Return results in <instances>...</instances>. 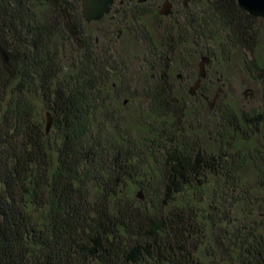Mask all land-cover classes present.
Returning <instances> with one entry per match:
<instances>
[{"label":"trees","instance_id":"16d2710c","mask_svg":"<svg viewBox=\"0 0 264 264\" xmlns=\"http://www.w3.org/2000/svg\"><path fill=\"white\" fill-rule=\"evenodd\" d=\"M171 1L166 23L150 0L103 18L132 29L152 14L161 33L135 118L121 112L123 55L86 36L81 0H0L1 264H264V104L221 99L205 140L192 100H207L208 72L195 94L170 75L177 59L194 69L198 44L210 63L215 43L238 48L264 102V30L237 0Z\"/></svg>","mask_w":264,"mask_h":264},{"label":"rangeland","instance_id":"374dc122","mask_svg":"<svg viewBox=\"0 0 264 264\" xmlns=\"http://www.w3.org/2000/svg\"><path fill=\"white\" fill-rule=\"evenodd\" d=\"M150 7L155 13L163 8L166 0H150ZM150 8V9H151ZM161 19V18H160ZM104 20V21H103ZM102 22H92L85 27V33H90L101 44L109 42L112 48H115L123 55V60L127 67V72L119 82V87L123 92L121 102L129 100L126 103V110L121 111L124 115L130 117H138L139 112L147 110L148 99L145 97V88L150 83V79L156 77L152 64L148 61L151 57L148 52V43L155 45L158 48V42L161 38V33L157 30V21L154 20L152 14L141 20L139 27L133 24L132 29L129 26L121 29H109L108 22L103 19ZM163 23L167 20L161 19ZM98 22V21H97ZM257 28L264 30V20L259 18L256 20ZM122 33L118 35V31ZM138 36V37H137ZM261 44L264 43V37L261 39ZM211 50L214 52V59L208 65V78L205 81V91L208 95L207 100L195 98L192 100V105L198 108L200 121L206 127L203 129V137L209 139V133H215L217 122V114L213 108L221 99L222 102L229 103L236 108L237 111L249 112L253 109L257 110L263 106V89L261 84L252 79L245 67L244 50L235 48L231 50L228 57H224L222 46L218 43L212 45ZM197 49H202L201 45H196ZM206 49H203L205 51ZM182 55L179 54V57ZM200 56L194 59V69L184 68L182 65L177 66L179 59L175 60L171 65H174L171 72V79L176 83L177 89H189L194 85L199 72ZM192 66V67H193ZM156 71H158L156 69ZM176 90V92L178 91ZM218 94L215 104L212 106L214 96ZM117 111V110H116ZM47 113V112H46ZM186 125L192 123V119L188 118ZM199 123V122H198ZM247 174L251 175L250 171ZM250 183H254V179H249ZM249 183V182H248Z\"/></svg>","mask_w":264,"mask_h":264},{"label":"water","instance_id":"95a60500","mask_svg":"<svg viewBox=\"0 0 264 264\" xmlns=\"http://www.w3.org/2000/svg\"><path fill=\"white\" fill-rule=\"evenodd\" d=\"M239 6L248 12L253 17L257 18H264V0H237ZM115 0H81V9L82 15L84 19L90 22H97L100 21L105 15L111 12L112 6L114 5ZM171 2L166 0L163 8L161 10V14L167 15L171 9ZM61 13L64 20V27L71 35L73 40L77 42L79 46H83V41L79 36L78 27L75 25L74 21L72 20L71 13L66 6L61 8ZM2 58L3 61L8 69V71L14 75V68L9 62L8 55L2 51ZM210 63L209 56H202L199 61V72L198 78L195 81L194 85L190 88L191 94H195L200 87V84L203 79L207 76V65ZM218 98V94H216L213 98L212 106L215 104ZM52 125V115L48 112L47 113V132H49ZM141 196V194H140ZM0 238H1V227H0ZM0 264H1V248H0Z\"/></svg>","mask_w":264,"mask_h":264},{"label":"flooded vegetation","instance_id":"af4514ba","mask_svg":"<svg viewBox=\"0 0 264 264\" xmlns=\"http://www.w3.org/2000/svg\"><path fill=\"white\" fill-rule=\"evenodd\" d=\"M169 1H170L171 4H172L171 9H170V12H169L167 15H165V14H161V10H162V9L159 11L160 14H161V17H162L163 19H165V20L169 19L170 16L173 17V7H174V3H173L171 0H169ZM187 1H188V0H185V6H188V2H187ZM122 5H123L122 0H121V1H118V2H117V0H115L114 5L112 6L111 12H110L109 14L105 15V16H106V17H107V16L112 17V16L118 14V13L120 12V10H121V6H122ZM149 5H150V4H149ZM105 16H104L103 18H106ZM103 18H102V19H103ZM120 33H121V32H120ZM198 55H199V52H198L197 49H196V50H195V56L192 57V58H196ZM190 65H192L191 62H188V63H187V66L185 65L184 68H188ZM201 83H202V82H201Z\"/></svg>","mask_w":264,"mask_h":264}]
</instances>
